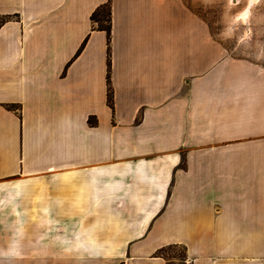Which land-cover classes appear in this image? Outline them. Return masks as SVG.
<instances>
[{
    "label": "crops",
    "instance_id": "crops-1",
    "mask_svg": "<svg viewBox=\"0 0 264 264\" xmlns=\"http://www.w3.org/2000/svg\"><path fill=\"white\" fill-rule=\"evenodd\" d=\"M106 1L0 0V264H264V66Z\"/></svg>",
    "mask_w": 264,
    "mask_h": 264
},
{
    "label": "rangeland",
    "instance_id": "rangeland-1",
    "mask_svg": "<svg viewBox=\"0 0 264 264\" xmlns=\"http://www.w3.org/2000/svg\"><path fill=\"white\" fill-rule=\"evenodd\" d=\"M198 13L211 37L233 57L247 58L264 66V0H183ZM245 12V13H244ZM58 259L56 264H80ZM173 264H183L185 250L173 245L166 251Z\"/></svg>",
    "mask_w": 264,
    "mask_h": 264
},
{
    "label": "trees",
    "instance_id": "trees-1",
    "mask_svg": "<svg viewBox=\"0 0 264 264\" xmlns=\"http://www.w3.org/2000/svg\"><path fill=\"white\" fill-rule=\"evenodd\" d=\"M93 24L99 28L104 29L110 36L111 33V26H112V11H111V0H107L104 4L99 5L91 15ZM84 43L82 44L80 50L83 48ZM108 65L110 67V49L108 48ZM108 102L112 105V98H113V90L110 84V71H108ZM91 122V120H90ZM175 244L167 245L160 247L156 251V255L166 256V251L168 248ZM185 255V254H184Z\"/></svg>",
    "mask_w": 264,
    "mask_h": 264
},
{
    "label": "bare ground",
    "instance_id": "bare-ground-1",
    "mask_svg": "<svg viewBox=\"0 0 264 264\" xmlns=\"http://www.w3.org/2000/svg\"><path fill=\"white\" fill-rule=\"evenodd\" d=\"M245 13V12H244Z\"/></svg>",
    "mask_w": 264,
    "mask_h": 264
}]
</instances>
